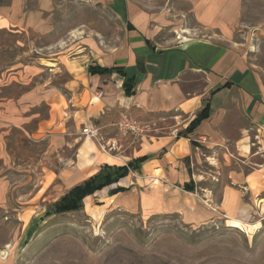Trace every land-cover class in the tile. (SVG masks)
Segmentation results:
<instances>
[{
  "label": "rangeland",
  "instance_id": "1",
  "mask_svg": "<svg viewBox=\"0 0 264 264\" xmlns=\"http://www.w3.org/2000/svg\"><path fill=\"white\" fill-rule=\"evenodd\" d=\"M138 15L159 49L187 38L238 49L264 90V0H0V264H264V126L241 130L237 114L222 130L231 140L194 141L195 158L172 168L160 158L159 183L130 169L124 185L54 211L104 163L124 165L172 135L168 113H135L147 131L121 136L118 112H100L103 88L83 76L119 55ZM181 80L190 96L205 85L201 73Z\"/></svg>",
  "mask_w": 264,
  "mask_h": 264
},
{
  "label": "crops",
  "instance_id": "2",
  "mask_svg": "<svg viewBox=\"0 0 264 264\" xmlns=\"http://www.w3.org/2000/svg\"><path fill=\"white\" fill-rule=\"evenodd\" d=\"M147 22L142 15H138L132 23L134 29L128 30L125 42L119 48V55L101 64L122 66L129 77L133 76L132 95L124 93L123 79L115 71L109 76L111 82L107 79L113 86H108V83L104 82L106 80L104 75H89L87 65L83 76L89 83L92 82V86L103 88L105 96L100 109L102 114L109 115L124 108H128L134 115L152 114L161 117L168 113V120L178 131H184L202 104L209 102V117L202 120L193 131L185 136L173 134L162 136L155 140V143H148L146 149H139L136 152L135 156L145 154L149 156L141 163L140 169L150 171L151 177L159 183L163 180L160 170L164 173L160 158L164 160V165L172 168L180 163L179 160L183 157L190 155L192 160L195 158L198 146L194 141L203 145L210 139L214 141V138L231 140L232 137L224 135L222 131L230 116L237 114L242 118L241 130H247L255 125L264 126V90L238 49L210 38L182 39L166 49H159L145 41L150 38L145 28ZM209 25L212 27L214 23L211 22ZM71 70L77 74L82 71H78L76 66L71 67ZM188 72L201 73L204 77L203 90L194 93L193 96L187 95L189 93L180 87L182 76ZM113 88L114 92L111 93ZM223 93L225 95L222 97V104L216 110L212 109L211 100ZM99 101L98 97L94 98V102ZM180 115L183 117L181 120ZM238 134L236 133V139L239 137ZM244 147L247 148L248 145ZM123 180L125 178L119 179L116 184L122 185ZM121 193L122 191L108 194L106 198L109 196L115 198ZM227 218L234 220L236 217Z\"/></svg>",
  "mask_w": 264,
  "mask_h": 264
},
{
  "label": "trees",
  "instance_id": "3",
  "mask_svg": "<svg viewBox=\"0 0 264 264\" xmlns=\"http://www.w3.org/2000/svg\"><path fill=\"white\" fill-rule=\"evenodd\" d=\"M146 43H149L148 39H145ZM117 72L123 79L122 87L126 95H132L134 93V77H129L127 73L123 70L122 66H101L98 64H90L87 67V72L89 75H103L106 73ZM209 102L206 101L202 104L200 111L191 120L184 131H178L177 136H185V133L193 131L197 125L204 119L209 117ZM148 158V155H142L133 158L128 163L124 165H110L104 163L100 170L96 173L90 175L83 181L73 185L70 190L63 196L59 201L53 204V209L56 212L68 211L78 209L81 206V200L85 195L93 193L95 190L101 189L113 182L118 181L120 178L125 176L130 169L138 170L140 169L141 163ZM187 190H191L192 187L188 184H184ZM126 187H115L110 190V194L125 190ZM87 197V196H86Z\"/></svg>",
  "mask_w": 264,
  "mask_h": 264
},
{
  "label": "built area",
  "instance_id": "4",
  "mask_svg": "<svg viewBox=\"0 0 264 264\" xmlns=\"http://www.w3.org/2000/svg\"><path fill=\"white\" fill-rule=\"evenodd\" d=\"M99 93L98 96H100ZM115 126L119 134L123 137L130 136L133 138L140 137L145 134L147 131V126L143 124L128 108H124L118 112V118L115 122ZM84 132L90 136L95 137L98 131V128L94 127H85ZM178 130L174 128L172 130L173 135H177Z\"/></svg>",
  "mask_w": 264,
  "mask_h": 264
}]
</instances>
